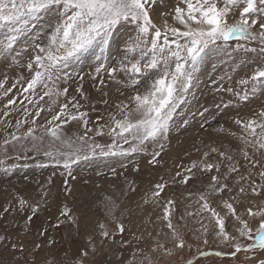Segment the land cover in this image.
<instances>
[{
    "label": "rangeland",
    "instance_id": "1",
    "mask_svg": "<svg viewBox=\"0 0 264 264\" xmlns=\"http://www.w3.org/2000/svg\"><path fill=\"white\" fill-rule=\"evenodd\" d=\"M175 2L166 0L167 5ZM163 10L160 0H157L150 15L158 26H162L160 13ZM238 16L239 9L230 13L229 22ZM52 23L49 15L33 21L27 43L37 42V37L39 42H43L51 32ZM129 34L130 28L116 34L115 43L104 55L105 68L119 64ZM4 35L0 31V41L4 40ZM237 45L260 47L259 42L234 38L225 45L226 51L211 55L197 73L196 86L190 90L185 102L176 108L166 137L158 142L148 140L142 146L131 140L124 143L119 138L114 139L107 127L103 129V135L97 134L100 125H106L110 115L117 111L115 105L129 103L128 98L137 89L122 73L118 76L124 81L122 84L109 79L106 71L96 76L97 60L93 53H86L78 62H72L62 73L65 78L55 82L53 92L67 88L66 95L53 94L44 96V99H40L43 88L38 87L34 94L31 90L24 91L34 74L27 68L34 51L32 47H26L25 37L17 41L13 51L0 55V85H3L0 88V121H4L0 123V235L7 237L0 243V264H33V261L35 264H73L83 251L88 252L85 264H258L260 259H264V250L255 247L259 218L249 217L246 213L248 207L254 211L264 207V192L259 196H240L236 191L241 174L246 177L241 182L246 189L249 172L250 179L260 183V169L253 168L251 162L256 160L264 165V150L244 143L241 137L246 133L236 120L246 121L255 117L257 112L264 111V90L254 96L249 94L247 101L234 95V92H242L245 88L239 83L241 79L249 78L256 68L264 67V57L258 53H246L237 49ZM81 76L84 77L83 82ZM145 81L150 83V77L141 81L140 92L147 87ZM81 83L87 100L77 92ZM5 89L8 90L7 96L4 95ZM73 96L82 105L80 111L87 112L88 127L93 131L86 132L79 120L66 124L54 121L47 125L64 103H69L66 112L76 111L72 108ZM9 99L16 103L5 107ZM39 108L44 110L36 117L34 113ZM25 117L28 123L20 132L35 127V135L43 136L41 150H29L34 143L31 139L21 142L23 148L20 144H9L5 149L4 139L16 131V122ZM56 124H61L64 136L73 141V148L53 141L50 135L45 134V125L51 128ZM78 136H86L87 142L78 140ZM93 144L103 146L105 150L116 145L112 150L117 154L103 156L99 154L101 149L96 148V155L92 156ZM81 146L89 152L90 158L81 159L70 168L44 155L45 150L71 152ZM131 147L142 150L130 151ZM245 150L249 159H245ZM227 156L232 160L226 159ZM57 159L62 161L65 157ZM194 163L196 167L192 173H187L185 170ZM204 163L219 165V173L215 168L203 170ZM229 164L239 168V173L230 174L227 181L231 191H212L211 177L223 176ZM189 175L191 178L184 183L183 178ZM157 184L165 187L159 196H154L159 191L155 188ZM201 194L225 220L226 232L236 239L224 240L217 235L219 228L211 213L203 209ZM232 196L237 199L230 200ZM20 199L27 202L23 210ZM170 200L174 201L171 205L168 204ZM226 201L232 202L241 219L248 221L253 229V239L239 237L236 229L241 225L224 207ZM33 206L38 207L34 214ZM5 208L9 210L5 212ZM65 208L69 210L68 219L54 227L58 219L65 220L61 215ZM166 208L173 229L185 242L182 249L174 241L173 229L167 226L168 220L164 218ZM30 215L32 220L28 222ZM101 224L104 228L100 227ZM121 224L123 233L118 227ZM105 230L109 233L107 238L102 235ZM204 239H207V244ZM50 240L51 244L48 243ZM38 243L43 247L34 250ZM236 243L245 249L253 246V250L235 252ZM13 244L17 248L23 246L24 251H12Z\"/></svg>",
    "mask_w": 264,
    "mask_h": 264
},
{
    "label": "snow or ice",
    "instance_id": "2",
    "mask_svg": "<svg viewBox=\"0 0 264 264\" xmlns=\"http://www.w3.org/2000/svg\"><path fill=\"white\" fill-rule=\"evenodd\" d=\"M156 5L157 0H0V31L5 33L4 40L0 41V55L13 51L17 41L21 37H25L26 47L30 46L34 51V55L27 64L29 71L34 74L27 82L24 91L31 90L34 94L38 87L43 88L44 92L40 99H44V96L53 94L56 96L66 95L67 88L62 92L59 90L53 92L55 82L65 78L62 73L72 62H78L86 53H93L97 60L96 76H99L102 71H106L109 79L116 84H122L124 81L118 78L122 73L127 77L128 83L137 89L135 94L128 98L129 103L120 102L115 105L117 111L110 115L106 125H100L97 134L103 135V129L107 127L108 133L113 135L114 139L119 138L124 143H129L131 140L142 146L148 140L158 142L166 137L176 108L185 102L190 90L196 86L197 73L211 55L226 51L225 45L235 38L248 42H259V48L237 45V49H242L246 53H258L264 57V0H176L172 5H167L166 0H160V7L164 9L160 13L162 26H158L150 15ZM237 9H239V16L238 18L233 17L230 23L229 15ZM42 15L51 16L53 21L51 32L43 42H39L37 37V42L29 45L27 43L29 27ZM128 28H130V34L124 42L123 55L119 64L115 67L105 68L104 55L109 51L111 44L115 43L114 37L120 30ZM16 55L19 56L20 53L17 52ZM145 77H150V83L145 81L147 87L143 92H140L138 87L141 86V81ZM92 78L95 79V76ZM80 80L83 82L84 77L81 76ZM239 83L245 88L242 92H234V95L247 101L249 94L254 96L258 91L264 90V67L256 68L249 78L241 79ZM100 84L103 85L104 81L101 80ZM2 87L3 85H0V88ZM228 91L232 92L233 90L228 89ZM77 92L82 99L87 100L83 91V83L77 88ZM7 94L8 90L5 89L4 95L7 96ZM72 102V108L76 111L66 112L65 110L69 109V103H64L59 112L47 121V125L53 124L54 121L66 124L72 120H79L86 132L93 131L88 127L87 112L80 111L82 105L75 96L72 97ZM15 103V100L9 99L5 107ZM104 103L108 102L104 101ZM43 110V108H39L34 115L38 117ZM28 115H32V113ZM0 123H4V121H0ZM27 123V117L16 122V131L8 134L3 141L5 149L9 144H20L23 148L24 145L21 142L31 139L34 143L29 150L36 152L41 150L43 136L35 135V127H29L22 133L20 132L23 125ZM236 123L241 125L246 133L241 137L246 145L264 150V111L257 112L255 117H250L246 121L238 119ZM32 124L35 125V120L32 121ZM47 125L44 126L46 135H50L53 141H59L60 144L73 148V141L64 136L61 124H56L51 128ZM77 139L87 142L86 136H78ZM36 141H40V143H35ZM115 147L116 145H112L105 150L103 146L93 144L90 154L95 156L96 148H100V155H116L117 152L112 150ZM129 150L138 151L142 148L131 147ZM212 151H216V149ZM90 154L83 149V146L71 152L59 149L44 151L45 156L57 164L63 163L65 168H70L71 164L77 163L81 159L88 160ZM220 155L225 156L224 153H220ZM244 156L245 159H249V153L246 150ZM57 157H65V159L61 161ZM226 159L231 161L232 157L227 156ZM251 163L253 168L260 169V183L251 180V172H249V184L246 189L241 183L246 177L241 174L237 181L240 186L236 190L240 196L249 194L259 196L261 192H264V165H260L256 160H252ZM195 167L194 163L185 171L191 174ZM214 168L219 173V165L213 163L202 165V169L205 171H212ZM232 173H239V168L234 164H229L223 176L213 175L210 189L220 193L226 189L231 191L227 181ZM190 178V175L184 177L183 182L187 183ZM231 178L235 179V177ZM164 187V184L155 185L159 191L153 195L159 196ZM236 199V196L230 198V200ZM200 200L203 201V209L209 211L215 218V223L219 228L217 235L223 237L224 240L236 239L226 232L225 220L210 207L204 194L200 195ZM26 203L24 199L19 200L21 210ZM173 203L174 201H168L169 205ZM224 207L241 225L236 229L239 237L253 239L252 227L247 220L241 219L233 203L226 201ZM8 210V208L4 209L5 212ZM37 210V206L32 207L33 214ZM68 211L67 208L64 209L61 215L65 217V220L58 219L54 227H59L61 223L66 222ZM246 213L249 217L259 218V224L255 231V247L264 250V207L257 208L255 211L252 207H248ZM164 218L168 220V228L173 229L167 208ZM31 220L32 216L30 215L28 222ZM100 227L104 228V225L101 224ZM118 227L119 231L123 233V225ZM45 231L47 230L45 229ZM102 235L107 238L109 233L105 230ZM172 235L177 246L182 249L185 244L182 237L174 229ZM6 239L7 237L0 235V243ZM203 242L208 243L207 239H204ZM48 243L51 244L52 241L50 240ZM89 244L91 245V240H89ZM41 247L43 245L38 243L34 246V250ZM11 250L23 252L24 248L23 246L17 248V245L13 244ZM252 250L253 246L245 249L239 243L235 245V252ZM92 251H96L94 245H92ZM169 254H171L170 251ZM87 256V251L81 252L73 264H85ZM258 264H264V259H260Z\"/></svg>",
    "mask_w": 264,
    "mask_h": 264
}]
</instances>
